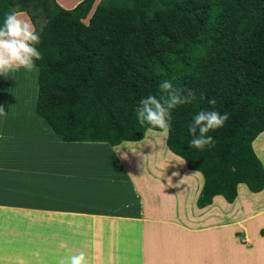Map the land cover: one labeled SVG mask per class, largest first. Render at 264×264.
I'll use <instances>...</instances> for the list:
<instances>
[{
    "label": "trees",
    "instance_id": "16d2710c",
    "mask_svg": "<svg viewBox=\"0 0 264 264\" xmlns=\"http://www.w3.org/2000/svg\"><path fill=\"white\" fill-rule=\"evenodd\" d=\"M95 1L64 8L56 0H0V25L12 10L44 18L36 115L64 142L137 141L152 129L137 121L140 100L159 98L168 80L196 92L172 110L165 134L167 149L202 177L195 205L214 195L232 202L238 183L262 190L264 168L251 142L264 130V0ZM201 110L229 115L203 151L189 147Z\"/></svg>",
    "mask_w": 264,
    "mask_h": 264
},
{
    "label": "crops",
    "instance_id": "0c3cea01",
    "mask_svg": "<svg viewBox=\"0 0 264 264\" xmlns=\"http://www.w3.org/2000/svg\"><path fill=\"white\" fill-rule=\"evenodd\" d=\"M36 76V68L0 75L8 113L0 116V252L33 244L38 264L80 251L89 261L148 259L161 232L178 242L179 264H264V223L247 232V221L264 214V201L251 208L264 188L238 183L232 202L214 195L199 208L202 177L167 149L165 133L146 129L115 146L61 141L34 111ZM262 133L251 145L264 168Z\"/></svg>",
    "mask_w": 264,
    "mask_h": 264
},
{
    "label": "clouds",
    "instance_id": "9594fccd",
    "mask_svg": "<svg viewBox=\"0 0 264 264\" xmlns=\"http://www.w3.org/2000/svg\"><path fill=\"white\" fill-rule=\"evenodd\" d=\"M40 43L39 34L30 20L24 18V13L12 10L5 14L0 25V75L5 77L10 72L33 71L36 61L41 59L37 48ZM161 96L149 95L140 100L136 109V118L141 126L147 125L152 129H160L165 134L171 131V112L177 106L189 104L196 99V92L192 89L175 88L173 84L164 80L160 83ZM202 95V94H201ZM209 104L215 105L212 98ZM0 107V116H6ZM227 113L221 114L215 110H201L192 119L189 132L192 139L190 148L203 151L206 147L214 146L213 138L207 135L224 126L228 121ZM57 264H90L85 252L69 254L60 257Z\"/></svg>",
    "mask_w": 264,
    "mask_h": 264
},
{
    "label": "rangeland",
    "instance_id": "374dc122",
    "mask_svg": "<svg viewBox=\"0 0 264 264\" xmlns=\"http://www.w3.org/2000/svg\"><path fill=\"white\" fill-rule=\"evenodd\" d=\"M78 1L79 0H57V2L61 3V5L65 6V7L67 5H71L72 2L77 3ZM99 1H102V0H96L95 3L99 2ZM26 13H27V16L30 18L31 23L36 28V30H39L40 26L44 22V18L39 13V11H35V12L28 11ZM19 78H20V76H19ZM3 81H5V80L3 79ZM18 86L20 87V82H18ZM150 131L152 133H156L158 135H160V134L164 135L163 131H161V132H157V131H153V130H150ZM262 132L264 133V131H262ZM259 135H261V132L254 139H256ZM262 153H263V156L261 155L260 157H262V160L264 162V151ZM242 191H244V190H242ZM260 198L261 197L258 196V198H252L251 199L252 211H253V209L255 210L259 207H262L261 205H259V202L264 201V198L263 199H260ZM252 211L250 212V216L252 215V219H253V218H255V216H254V212H252ZM250 222L251 221H247V223H248V225H247L248 234L253 233L254 230H252V229L255 227L256 224L264 223V214H263V216H260L259 218H257L256 221H253L252 223H250ZM12 231L14 233L17 230L12 229ZM159 234L160 235L155 240L154 249L150 248L149 251L147 252L148 259L143 257L142 254H137L135 256L136 259L133 258L134 260H131V261H129V260H93L90 262H92L93 264H179L178 254H177L178 248H179L178 242L174 243L173 238H171L170 241H165V239L167 238L166 234L164 235L161 232ZM236 234L239 235V233H237V232H236ZM34 247H35V245H33V244L12 243L8 247V249H9L8 253L4 254L3 252H0V258L3 257V261H5V262L7 261L8 264H38L39 263L38 259L35 258ZM3 261L0 260V264H4Z\"/></svg>",
    "mask_w": 264,
    "mask_h": 264
},
{
    "label": "bare ground",
    "instance_id": "6f19581e",
    "mask_svg": "<svg viewBox=\"0 0 264 264\" xmlns=\"http://www.w3.org/2000/svg\"><path fill=\"white\" fill-rule=\"evenodd\" d=\"M242 192V191H241ZM240 197V196H239Z\"/></svg>",
    "mask_w": 264,
    "mask_h": 264
}]
</instances>
